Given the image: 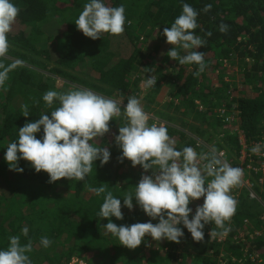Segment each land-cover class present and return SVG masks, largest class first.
I'll use <instances>...</instances> for the list:
<instances>
[{"label": "trees", "instance_id": "16d2710c", "mask_svg": "<svg viewBox=\"0 0 264 264\" xmlns=\"http://www.w3.org/2000/svg\"><path fill=\"white\" fill-rule=\"evenodd\" d=\"M11 2L20 13L8 34L9 51L0 63L8 66L19 61L20 65L8 73L5 85L0 87V250L7 249L9 237L20 236L22 245L32 242V251L27 253L32 264H264V156L251 151L261 144L260 153L264 154V0H104L107 6L125 8L124 32L134 47L128 58L114 53L116 36L102 34L100 39L92 40L77 29L75 21L90 0ZM183 4L198 12L194 34L207 41L204 47L193 49L204 53L206 67L199 76L194 75L198 65H179L167 56L169 51L158 58L164 47L172 48L163 29L182 13ZM207 4L212 8L205 13ZM221 24L229 26L227 34L219 31ZM207 32L212 33L211 37L205 35ZM153 36L157 37L154 54L144 50V44ZM180 54L186 53L181 49ZM229 65L238 70H228ZM237 73L241 76L240 90L230 79ZM52 76L60 79L62 88H55ZM151 76L157 83L152 95L168 78L173 83V102L167 106L175 116L158 115L176 124L164 126L178 151L191 147L198 154H211L198 145V138L185 132L188 129L225 152L229 160L234 159L231 166L238 167L243 146L238 135L229 130L221 111L239 112L238 125L248 155L244 165L252 159L257 163L253 166L260 169L247 171L255 178L251 181L253 190L247 185L231 190L238 203L234 216L225 224L227 235L210 238L215 225L208 224L203 230L204 240L196 242L181 224L178 227L184 235L179 244L145 236L133 250L106 232L109 220L98 213L108 191L121 200L123 219L110 218L117 226L159 222V218L147 216L135 199L132 210L123 206L124 196L134 195L142 175H152V170L145 172L141 166L133 167L127 159H119L122 152L115 137L126 123L123 114L109 122L110 131L102 138L90 141L94 146L107 147L110 160L103 166L95 161L83 181L61 179L50 183L49 175L37 173L29 162L18 161L21 173L10 170L5 160L7 146L18 141L21 127L43 114L51 118L50 113L59 107V101L51 107L45 104L43 95L47 91L66 93L85 88L127 104L130 96L140 95L142 82ZM23 105L28 106V117L22 115ZM147 109L151 111L145 106ZM219 132L221 138L213 137ZM35 135L42 139L43 128ZM102 185L106 192L99 196L89 191ZM203 202L202 197L189 204L190 220ZM25 227L27 236L22 234ZM42 237L52 241L49 247L40 243Z\"/></svg>", "mask_w": 264, "mask_h": 264}, {"label": "clouds", "instance_id": "9594fccd", "mask_svg": "<svg viewBox=\"0 0 264 264\" xmlns=\"http://www.w3.org/2000/svg\"><path fill=\"white\" fill-rule=\"evenodd\" d=\"M211 8L212 5L207 4L203 12L207 13ZM19 13L20 9L11 0H0V58L9 51L8 34ZM197 17L198 12L192 6L183 4L182 13L170 27L163 29V35L172 46L167 56L178 61L179 65H198L194 75L199 76L206 67L204 53L193 49L204 47L207 41L194 34L198 27ZM125 23L124 6H107L104 0H90L75 21L77 29L92 40L100 39L102 34H123ZM228 30L226 24L219 26L222 34H227ZM205 35L211 37L212 33ZM181 49L186 53L183 56ZM19 65V61L8 66L0 63V87L5 85L8 73ZM144 85L155 86L154 76L145 79ZM43 101L48 107L59 101V107L50 113L51 118L43 114L37 121L28 122L19 129L18 141L10 143L5 154L10 170L22 173L18 161L24 160L37 173H47L50 183L61 179L83 181L92 172L95 161L99 160L103 166L110 160L107 147L94 146L90 141L102 138L110 131L109 122L123 114L126 123L119 127V134L115 137L122 152L120 161L127 159L133 167L139 165L145 172L152 170V175H142L134 195L128 193L124 196L123 206L132 210L135 199L147 216L153 220L159 218V222L117 226L110 218L123 219L121 200L108 191L98 213L102 219L109 220L104 227L106 232L117 237L120 245L133 250L141 245L145 236L158 242L168 240L179 244L184 235L178 227L181 224L196 242L204 240L203 230L208 224L215 225L209 232L210 238L227 235L229 229L225 224L234 216L238 203L230 193L242 183V169L232 167L215 153L198 154L191 147L176 150L167 128L154 123L153 119L148 123L149 113L144 111L135 96H130L123 105V113L122 102L85 88L71 89L66 93L50 90L43 95ZM22 115L29 116L27 105L22 106ZM41 128L43 137L37 139L35 134ZM251 151L259 154L260 145ZM89 191L99 196L106 192V187L102 185ZM202 197V206L196 208L190 220L192 209L189 204ZM22 234L27 236V227L22 229ZM40 243L47 248L52 241L42 237ZM31 251V241L22 245L20 236H11L7 249L0 250V264H32L27 255Z\"/></svg>", "mask_w": 264, "mask_h": 264}, {"label": "rangeland", "instance_id": "374dc122", "mask_svg": "<svg viewBox=\"0 0 264 264\" xmlns=\"http://www.w3.org/2000/svg\"><path fill=\"white\" fill-rule=\"evenodd\" d=\"M156 41H157V37L156 36H153V37L149 38V40L144 44V50L148 51V52L150 50H152L150 52H152L154 54L153 51L155 49ZM113 47H114V49H113L114 53L117 56L122 57V58H128L134 52V47H133L130 39L126 36L125 32H123V34H121L119 36H116L114 38ZM168 51H170V48H165L164 47L161 50V52L159 53L158 58H160V59L164 58V55ZM227 68H228V70L233 71V72H236L238 70L237 66H233L232 67L231 65H229ZM168 74L169 73H167V75ZM231 76H232L231 74H228V77H231ZM52 77H53L54 83L56 84L55 88H57V87L58 88H62V84H61L60 79L58 77H55V76H52ZM228 77L226 76L225 80H228L227 79ZM240 77H241L240 74H238L236 78L235 77L234 78H230L232 80V83H234L233 87L234 88H238L239 90L241 89V83L239 82ZM168 79H170V78H168ZM168 79H167V81H165L162 84L161 88L159 89V92L156 93L155 95H152V91H153V89L155 88L156 85L152 86V87H146L144 85V82H142V84H141L142 91L140 92V95L136 96V98L141 101V105H142L143 109H144L145 106H147L151 110V111H149L147 109L148 111H145V110L144 111L146 113H149V116H150V118L152 117V119L154 120V123H157L158 125H160V124L166 125L167 124V125L175 126L176 124L173 123V120H168V119L160 117V115H158V113H165V114L171 115L173 117L175 116L173 111L169 110L168 106H167V104L173 102V98L171 97V90L173 88V83H171L172 81L169 82ZM143 97H144V99H147V100H142ZM174 103L177 104V101L174 100ZM175 104H174V106H175ZM123 105L125 106L126 104L123 103L122 106ZM233 112H234V110H230V114L233 113ZM228 128L231 131V133H235L236 134V133H238L239 125H238L237 122H235L233 124H230L228 126ZM204 129L208 130L207 127H204ZM185 132H187L189 135H191V136H193L195 138H198V143H199L198 145L205 146L207 148L206 150H208L209 153H215L222 160H226L231 165V161L234 160V159H230L229 160L226 155L221 156L222 152H220L218 149L214 148V144L213 143H210V142L207 143L205 138H200V137L190 133L188 129L185 130ZM216 136H218V134L215 135V133H214L213 137H216ZM246 155H247V151H245V148H244L243 151H242L241 159L238 160V167L237 168H240V169L243 170L242 182H246V184H247V180H249L250 181L249 182V185H250L249 189L253 190L254 185H253V183L251 181L254 180L255 178L253 177L252 173H250V172L247 173V171H249V170H258V168L260 166L258 168L253 166V163H254V165H257V163H256V161H253L252 159H250L251 162L249 160V164L247 166H245L244 163L246 162ZM249 177L250 178L252 177V179H250ZM240 186L244 187L245 185H243L241 183Z\"/></svg>", "mask_w": 264, "mask_h": 264}, {"label": "built area", "instance_id": "2783aa9c", "mask_svg": "<svg viewBox=\"0 0 264 264\" xmlns=\"http://www.w3.org/2000/svg\"><path fill=\"white\" fill-rule=\"evenodd\" d=\"M123 108V106H121V109ZM221 116L222 117H225V119H224V122L226 123V124H228V125H230V124H233V123H235V122H237V123H239V112H233V113H231V114H226V110L224 109L223 111H221ZM152 120V117L149 119V121H148V123L150 122ZM237 135H238V137H239V141H240V143H241V145L243 146V149L245 148V151L247 150L246 149V140H245V136H244V134L240 131V129L238 130V133H236ZM216 135H217V133H216ZM223 136V134H221V132H219V134H218V137H222ZM256 145H261V144H256ZM255 145V146H256ZM221 154V153H220ZM244 154V153H243ZM223 155H225V152H223L222 151V154H221V156H223ZM248 155H246V157H247ZM257 156L258 157H263L264 156V154H261V153H259V154H257ZM262 168H264V165H262ZM242 184L243 185H247L249 188H250V185H249V182L247 181V184H246V182H242ZM72 264H75L74 262L72 263Z\"/></svg>", "mask_w": 264, "mask_h": 264}]
</instances>
